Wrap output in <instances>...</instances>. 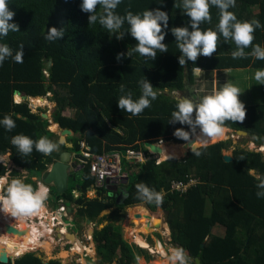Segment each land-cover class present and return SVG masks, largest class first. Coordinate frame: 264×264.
I'll use <instances>...</instances> for the list:
<instances>
[{
  "label": "trees",
  "instance_id": "obj_1",
  "mask_svg": "<svg viewBox=\"0 0 264 264\" xmlns=\"http://www.w3.org/2000/svg\"><path fill=\"white\" fill-rule=\"evenodd\" d=\"M6 2L14 11L11 19L18 24V31H9L0 38V43H7L12 54L23 46V57L19 63L13 61L11 56L0 62V118L7 114L15 122L11 130L6 131L0 126V155L9 150L12 162L29 172L30 177L23 180L33 188L37 186L33 177L38 178L40 172L48 168L57 157V152L52 150L44 154L33 147L31 153L21 154L10 143V138L23 133L33 140L45 136L52 141L56 134L48 128V118L40 112H33L27 99L13 101L14 93L24 96L51 93L50 98L56 102L52 112L54 122L79 134L74 138L73 148H69L74 153L80 151V140H85L93 153L114 149L124 151L129 146L143 147L145 141L163 139L185 142L172 133L177 127L187 130L188 126L168 122L178 102L174 92L184 88L185 77L192 85L204 89L200 94L205 95L214 89L215 70L218 83L224 71L230 68H264V59H256L249 54L251 44L244 49L245 55L233 58L231 53L235 44L231 39L223 42L219 33L216 50L212 54L198 55L195 61L185 60L179 64V49L167 29H162L166 32L163 42L167 51L157 50L154 59L132 53L131 56L121 55L117 60L116 54L131 48L135 43L134 38L126 34L117 40L114 34H107L98 24L88 25V13L80 10L79 0ZM179 3L180 0H120L115 11L123 15L126 11L135 14L147 8H161L168 13L169 27L181 26L187 23L188 18L178 7ZM228 10L238 20L257 19L260 22L261 27L253 31L252 43L264 47V0H235L234 6ZM101 11L97 6V12ZM218 12L214 5H210V19L201 21L200 29H214ZM49 26L62 27L63 35L58 40H46L45 33ZM126 27V24L122 26L124 29ZM49 60L52 61L50 66ZM197 67L198 75L195 73ZM144 77L157 93L156 98L136 115L119 109L116 100L123 94L119 91L120 85H124L125 92H130L132 98L136 99L140 95L137 81ZM68 107L75 111L65 116L62 112ZM244 107L245 117L242 121L225 120L223 126L232 133L246 131L247 135L241 137L243 142L264 143V98L259 104ZM212 142L189 149L180 158H160L165 160L159 163L149 159L133 166L124 160L128 169H138L136 173H128L129 180L119 184L114 191L106 182L97 186L95 197H89L86 193L95 182L90 162L87 161L73 174L67 190L56 194L54 203L57 205L60 198H64L67 204L76 202L75 217L91 219L96 223L93 239L96 252L102 257L101 263L140 264L138 259L144 254L143 248L127 241L117 222L125 216L127 206L143 203L150 211L160 208L167 212L166 221L172 241L186 250L187 257L191 258L187 264H195L196 257L202 264H264V195H255L256 177L264 176L263 154L234 143L232 137ZM168 143L156 144L151 149L162 152ZM60 147L67 148L64 143H60ZM144 148L147 152V148ZM224 150H231V160H224ZM7 171V165L0 164V177ZM19 174L18 170L12 168L9 181ZM190 177L197 181L186 192L168 190L172 179L188 181ZM75 179L78 181L75 182ZM141 182L161 194L159 204L142 200L136 195L135 185ZM73 189L81 194L74 197ZM208 202L210 209L207 214ZM106 209L109 211L104 212ZM216 223L225 227L224 236L211 232ZM0 251L11 255L3 243H0ZM0 264L62 262L58 258L43 261L35 252L29 251L14 261H0Z\"/></svg>",
  "mask_w": 264,
  "mask_h": 264
},
{
  "label": "clouds",
  "instance_id": "obj_2",
  "mask_svg": "<svg viewBox=\"0 0 264 264\" xmlns=\"http://www.w3.org/2000/svg\"><path fill=\"white\" fill-rule=\"evenodd\" d=\"M119 3L120 0H79L80 10L88 13L86 18L88 25L98 24L106 30L107 34L111 36L114 34L117 40L122 39L126 34L134 38L135 43L131 48H127L124 53L116 54L117 60L121 55L131 56L132 53L154 59L157 50L159 52L167 51L166 43L163 42L166 32L162 29H167L174 37L176 47L180 52V55L177 56L179 64H183L185 60L195 61L198 55L212 54L217 46V33L223 37V42L231 39L235 44L236 47L231 53L233 58L245 55L244 49L251 44L249 54L256 59H264V47L252 43L253 31L261 27L260 22L257 19L238 20L235 14L228 10L234 6L235 0H180L178 7L183 9V14L187 16L188 21L181 26L171 27L168 25V13L161 8H147L135 14L132 11H126L121 15L115 11ZM210 5H214L219 10L218 21L214 29L201 30L200 22L210 19ZM97 6L102 9L101 12H97ZM13 16L14 11L8 7L6 0H0V38L6 36L9 31H18V24L11 19ZM125 24L127 25L126 29L122 28ZM63 33L62 27L49 26L45 33V39L58 40ZM22 48L23 46L12 54L7 43H0V62L9 56L17 63L22 62ZM197 68L199 69V67ZM253 79L259 82L258 84H264V68L257 69L253 73ZM137 84L140 87L138 98L133 99L131 93L125 92L124 85L121 84L119 91L123 94L116 100V106L119 109L132 115L140 113L149 106L150 101L154 100L157 95L147 78L144 77L137 81ZM240 92L241 90L235 84L225 82L218 90L203 95L195 102L187 97L178 100L168 122L186 124L188 129L177 127L173 130V136L185 142L190 141L188 145L199 144L200 146H205L208 138L221 136L224 132L223 122L225 120L239 122L245 117L244 104L238 99ZM0 126H3L6 131L11 130L15 127V122L5 114L0 118ZM162 140L155 144L164 142ZM10 143L21 154L31 153L33 147L36 151L44 154L57 148V143L45 136L33 140L23 133L11 136ZM59 143H64L63 137L60 138ZM247 148L251 149L250 146ZM196 154L199 155V152ZM7 156H10V153L4 154V157ZM4 157H0V164L8 163ZM256 179L258 183L255 195L261 197L264 195V176H257ZM135 188L137 189L136 195L140 199L156 204L161 202V194L143 182L137 183ZM47 193L48 189L43 184L38 183L33 188L31 184L25 183L22 177H13L6 183L5 178L0 177V212L7 211L12 216L19 217L30 215L40 208ZM186 259L182 247L172 248L167 257V260L172 264H176V262L186 264Z\"/></svg>",
  "mask_w": 264,
  "mask_h": 264
},
{
  "label": "built area",
  "instance_id": "obj_3",
  "mask_svg": "<svg viewBox=\"0 0 264 264\" xmlns=\"http://www.w3.org/2000/svg\"><path fill=\"white\" fill-rule=\"evenodd\" d=\"M144 147L147 148V152ZM80 153L90 162V171L95 177L94 185L96 186H101L109 181L117 182L119 179L128 176L127 171L129 169L124 165V160L133 166L145 163L149 159H155L156 163L160 162V153L153 151L150 148V144L145 142L143 143V147L136 148L129 146L124 151L114 149L102 153H93L90 145L85 140H80ZM130 170H132V167ZM196 181L197 179L193 177H190L188 181L172 179L168 190L170 192L177 191L183 193ZM46 210L48 216L53 221L52 224L45 221L46 217L44 214H40L41 216L36 215L35 217L30 214L26 218L30 223L36 224L37 227L49 226L48 236L53 239L51 253H58L61 249L67 251V258L56 257L63 264H92L96 259V246L92 236L94 225L91 222L87 223L86 231L78 228L76 220L63 199H59L58 205L55 207H46ZM33 219L35 222H33ZM83 239L86 243L83 242ZM39 250H45L46 252L44 247L38 246L29 248L21 254L16 255V257L29 251L37 253Z\"/></svg>",
  "mask_w": 264,
  "mask_h": 264
},
{
  "label": "crops",
  "instance_id": "obj_4",
  "mask_svg": "<svg viewBox=\"0 0 264 264\" xmlns=\"http://www.w3.org/2000/svg\"><path fill=\"white\" fill-rule=\"evenodd\" d=\"M199 69L197 68L196 69V71H195V73H196V75H198V73H199V71H198ZM257 70V68H254V67H252V66H246V67H244V68H230V69H227V70H225L224 71V76L222 77V79H220V80H218V83L216 82V70L214 71V76H215V78H214V89L213 90H218L221 86H222V84L223 83H225V82H227V83H233V84H235L240 90H241V92L238 94V99L240 100V101H242L243 102V104L244 105H254V104H259V103H261L262 101H263V98H264V92H263V87H264V84H258L259 82H257V81H255V82H253L252 81V79H253V73L255 72ZM219 77V76H218ZM256 83V84H255ZM192 84L190 83V82H188V80L187 81H185V86H184V90H181V92L182 93H180V92H178V91H175L174 92V95H175V97L178 99V100H180V99H182V96H183V92L185 93L186 92V94H189L190 92H189V86H191ZM194 87H195V94L194 93H191V94H193L194 96L193 97H195L197 100L200 98V97H202L203 96V94H200L199 92H200V89L199 88H197L196 86V84L195 85H193ZM254 89H257V91H254ZM52 95H51V93H47V95H45V96H24V94H22V93H14L13 94V101H15V102H21V101H24V100H28L29 101V105H30V108H31V110L33 111V112H40V114L43 116V117H45V118H48V120H49V126H48V128L51 130V131H54L55 132V137H53V139H52V141L53 142H57V148L56 149H54V150H56V152H57V157L54 159V161L56 160V159H59V156H60V153H62L63 151H69L70 152V161H74L75 163H76V166L75 167H71L70 169H69V176H68V184H69V182H70V179L73 177V174L74 173H77V171H79L83 166H84V164H82V162L80 161V160H78V159H76L75 157H74V154L76 153H74L73 152V150H71V149H69V148H73V141L75 140L74 138L76 137V136H78L79 134L78 133H75L72 129H70L71 130V132H69V133H62V131H63V129L64 128H62L57 122H54V120H53V117H52V112L54 111V109L56 108V102L54 101V100H52L50 97H51ZM38 98L39 100H40V102L39 103H35L34 102V98ZM42 101H44L43 103H42ZM75 111V109L74 108H70V107H68V108H66L62 113L65 115V116H70L73 112ZM54 125H56V129H53V126ZM224 127H226V126H224ZM227 128V134H228V132H230V137H232L233 136V134L234 133H231V130L228 128V127H226ZM226 128H224V129H226ZM69 129V128H68ZM236 134H237V136L239 137H236V138H238L239 140H242V136H245L244 134H239V133H237V131H236ZM247 135V134H246ZM61 137H64V142H69V143H72V147H68V146H66L67 148H59V140H60V138ZM226 137V136H225ZM233 139V138H232ZM162 141H166V140H162ZM174 142V141H173ZM233 142L234 143H237V142H235L234 140H233ZM253 142V143H252ZM144 143V142H143ZM145 143H148V144H150V143H156V142H149V141H145ZM162 143V142H161ZM176 143H183V142H176ZM244 143H247L248 144V146L250 145V147H251V145L253 146V147H251V150H254V151H258V152H261L262 154H263V158H264V143H261V144H257V143H255L254 141H251V140H247V141H245ZM65 144V143H64ZM66 145V144H65ZM182 145V144H181ZM226 150H224L223 151V155L224 154H228V155H230L231 157H232V152H231V150H227V152L229 151L230 153H226L225 152ZM5 153H10L11 154V152L8 150L7 152H5ZM4 153V154H5ZM78 153H80V151L78 152ZM4 154H1L0 155V157H4ZM183 157V156H182ZM6 160H8V163H6V165H7V168H8V171L6 172V174H4L3 176H1V177H4L5 178V183L7 182V181H9V178H10V175H9V171L12 169V168H15L16 170H18L19 171V173H21V174H19V176L18 177H22L23 179H25V178H27V177H30L29 176V172L25 169V168H22V167H20V166H17V165H15L13 162H12V160L10 159V156H7V157H4ZM53 161V162H54ZM53 162H51L49 165H48V168L46 169V170H43V171H41L40 172V175H39V177L38 178H36V177H33V179L32 180H35V181H37V184L38 183H41V184H43L50 192H48V195H47V197H46V199L42 202V205H44L45 207H54L53 205L52 206H50L48 203H49V200L52 202V204L54 203V198L56 197V194L57 193H60L61 194V192H58L57 190H56V187L52 184V183H46V182H44L43 180H42V175H43V173L45 172V171H47L48 169H50V167H51V165H52V163ZM251 173H254V171L253 170H251L250 171ZM122 179H124V181H128L129 180V177L128 176H126V177H124V178H122ZM121 179V180H122ZM76 180L78 181V179H75V182H76ZM111 184H114V185H111ZM109 185H111V186H109ZM118 185V186H117ZM120 185H122V184H120ZM77 186V185H76ZM108 186L111 188V190H113L114 191V189H116L117 187H119V184H118V181L117 182H112V183H108ZM117 186V187H116ZM96 185H94V184H92L88 189H87V191H86V193L88 192V193H90V194H92V195H90L89 197H95L96 196ZM67 188H68V186H67ZM52 189V190H51ZM67 190V189H66ZM65 190V191H66ZM64 191V192H65ZM63 193V192H62ZM72 193H73V195H74V197H78L80 194H81V192L79 191V190H77V189H73L72 190ZM87 196H88V194H87ZM60 199H64V198H60ZM66 203V202H65ZM58 205V204H57ZM66 205H67V207H68V209L70 210V212H71V214H72V216L74 217V219L76 220V223L78 224V222H77V218L75 217V211H76V202H72V203H69V204H67L66 203ZM141 205H144V206H146L145 204H143V203H140V204H134V205H129V206H127V207H129V208H131V207H138V206H141ZM143 206V207H144ZM126 207V208H127ZM147 207V206H146ZM45 213H46V210L45 209H43V207H40ZM146 209H148V208H146ZM209 209H210V203L208 202V204H207V206H206V213L208 214V212H209ZM107 210V212L109 211L108 209H106ZM150 211V210H149ZM164 211V210H163ZM136 212H138V211H135V216L134 217H138V213H136ZM165 212V211H164ZM165 215H167V212H165ZM127 216H129V215H127ZM15 219V218H14ZM85 220V222H86V224L87 223H89V222H91L94 226H95V224L96 223H94L91 219H84ZM166 220V219H165ZM15 221H16V219H15ZM133 223H136V222H133ZM166 223H167V221H166ZM163 225H164V223H163ZM78 228H81V225L80 224H78ZM165 228H167V230H166V232H167V234H168V241L170 240V241H172V237H171V230H170V228H169V225H168V223L166 224V226H164ZM1 231H2V229H1ZM94 231V229H92V232ZM211 232L213 233V234H216V235H218V236H224V234H225V227L222 225V224H220V223H216V224H214L213 226H212V228H211ZM170 234V235H169ZM39 243H41V242H38V243H36V244H39ZM36 244H34V245H36ZM42 244V243H41ZM176 244V243H175ZM142 247V246H141ZM176 247H177V245H176ZM143 248V247H142ZM168 249H169V251L171 250L170 249V247H168ZM36 253V252H35ZM186 253H187V251L185 250V256H186V261L188 262L189 261V259H191V258H188L187 257V255H186ZM17 254V253H16ZM45 254V253H44ZM64 254V253H63ZM15 255V254H14ZM13 255V256H14ZM36 255H38L43 261H48V260H50V259H52V258H50V259H43L42 257H41V255L40 254H38V253H36ZM169 255V254H168ZM143 259V261H141L142 259ZM146 258H144V254L143 255H141L140 257H139V263L140 264H143L142 262H145L146 260H145ZM145 263H147V262H145ZM63 264V263H62Z\"/></svg>",
  "mask_w": 264,
  "mask_h": 264
},
{
  "label": "bare ground",
  "instance_id": "obj_5",
  "mask_svg": "<svg viewBox=\"0 0 264 264\" xmlns=\"http://www.w3.org/2000/svg\"><path fill=\"white\" fill-rule=\"evenodd\" d=\"M34 102L39 103L40 100L36 97L34 98ZM53 129H56V125L53 126ZM226 133L227 131L226 129H224L223 134H225V136H226ZM222 137L224 136H220V138ZM217 138L218 137L208 138L207 143L214 141ZM252 145L251 147H253ZM182 149H183V144L181 145L180 143L170 142L166 145V150L164 152H160V155H161L160 158H165V157H168L169 155H177L178 153L183 151ZM162 154L165 155V157H163ZM165 159H160V162ZM40 207H43V209H45L43 205H41ZM135 211H138L136 213H138V217L140 219V222L137 224L138 226H140V228L137 230L143 231L146 233V228L148 229L149 226H153V225H150V223L152 224V222L156 221V219L153 218L148 212V210L143 206H138L132 209V212L134 214H135ZM40 214L41 215L44 214L46 218L50 219V217L48 216L47 210L45 213L41 208L33 212L31 215L35 217V215H40ZM14 218L16 219V221ZM33 222H35L34 219H33ZM4 225H7L8 227H5ZM163 226H166V225L164 224ZM48 229H49L48 226L37 227L36 224L30 223L28 219L26 218V216L24 217L12 216L7 211L0 212V243H3L5 245L6 251L11 255L24 252L27 249H29V247L33 246L34 244L38 242H41L43 245L48 246L49 245L47 241V238H49ZM52 240L53 239H51V241ZM133 240L136 241L137 244H139L140 246L144 248H150L154 252L161 253L162 256H167L166 250L164 249V247L159 241H157V244L155 247L151 248L148 242L143 237H141L139 234H137ZM157 263L161 264V262H158V261L154 262V264H157Z\"/></svg>",
  "mask_w": 264,
  "mask_h": 264
},
{
  "label": "rangeland",
  "instance_id": "obj_6",
  "mask_svg": "<svg viewBox=\"0 0 264 264\" xmlns=\"http://www.w3.org/2000/svg\"><path fill=\"white\" fill-rule=\"evenodd\" d=\"M196 71V70H195ZM252 81L253 82H255L256 80H254V79H252ZM256 84V83H255ZM182 90H184V89H182ZM203 91H205L204 89H200V92L199 93H201V92H203ZM254 91H257V89H254ZM178 92H180V93H182L181 91H178ZM44 101H42V103H43ZM226 131H227V128H226ZM198 132V131H197ZM231 133H232V131H231ZM230 132H228V134L226 133V137H225V134H222L221 136H224V137H222V138H220V136L216 139V140H214V141H217V140H220V139H226V138H228V137H230ZM236 137H238L237 136V134H236V132L233 134V136H232V138H233V140L235 141V142H238L240 145H243L244 147H247L248 146V144L247 143H244L243 141H241V140H239L238 138H236ZM165 142H167V141H165ZM168 142H173V141H168ZM212 142V141H211ZM55 143H57V142H55ZM160 144V143H159ZM182 144V143H181ZM250 146V145H249ZM163 150H162V152H164L165 150H166V146L165 147H163L162 148ZM183 151L182 152H180V153H178L177 155H169L167 158H169V157H177V158H180V157H182L183 156V154H184V148L182 149ZM226 153H230L229 151L227 152V150L225 151ZM162 156L163 157H165V155H163L162 154ZM159 157H161V155H159ZM138 169L136 168V167H132V170H130V168H129V171H127L128 173H130V174H134V173H136V171H137ZM22 173V172H21ZM20 173V174H21ZM110 183H112L111 181H109ZM126 181H124V179H119V181H118V184H124ZM111 185H114V184H111ZM111 185H109V186H111ZM117 187V186H116ZM87 194H88V196H90V195H92V194H90V193H88L87 192ZM92 197V196H91ZM50 206H56V204L55 203H53L52 204V202L49 200V203H48ZM42 205V204H41ZM44 206V205H43ZM141 206H144V205H141ZM45 207V206H44ZM145 208H147L146 206H144ZM48 208H52V207H48ZM135 207H131V208H129V207H127V208H125L124 209V211H125V216L124 217H122V218H120L119 220H118V224H120V226H121V230H122V233H123V237L127 240V241H129L130 243H134V244H136V245H138V247L140 246L139 244H137V242L136 241H134L133 239L135 238V236L137 235V234H139L141 237H143L147 242H148V244L150 245V247L152 248V247H155L156 246V244H157V241H159L161 244H162V246L164 247V249L166 250V252H167V256H162L161 255V253H159V252H154V251H152L150 248H144L143 247V253H144V255H145V257L144 258H146L145 260V262H147V263H145V262H142L143 264H154V262L155 261H158V262H161V264H164V263H166V264H172V262H170V261H168L167 260V257H168V254H170V251H169V249H168V247H170V249H172V248H174V247H176V245L177 244H175L173 241H168V234H167V232H166V230H167V228H165L164 226H163V223L166 225L167 223H166V215H165V212L162 210V209H160V208H157L155 211H149V209H147L148 210V212H150L151 214V216L153 217V218H155L156 219V221H153L152 222V224L150 223V225H153V226H149L148 227V229L146 228V233L145 232H143V231H138L137 229H139L140 228V226H138L137 224L140 222V219L139 218H136V217H134V213L132 212V209H134ZM45 210H46V207H45ZM104 212H107V210H105ZM134 214V215H133ZM127 215H129V216H127ZM133 215V216H132ZM36 216V215H35ZM77 220H78V223L81 225V228L84 230V231H86L87 230V224H86V222H85V220L84 219H80V217L79 218H77ZM45 221H48L50 224H52L53 223V221H52V219L50 218V219H48V218H45ZM94 222V221H93ZM133 222H136V223H133ZM95 223V222H94ZM102 225V224H101ZM101 225H99V227L101 226ZM5 227H8L7 225H4ZM49 227V226H48ZM96 227V224H95V226H94V228ZM170 235V234H169ZM157 239V240H156ZM83 242H85V240L83 239ZM52 243H53V240H52V242L50 243V245L49 246H45V245H43V244H41V243H39V244H36V245H33V246H31V247H29V248H34V247H38V246H42V247H44L45 249H46V252H45V250H42V251H37V253L38 254H40L41 255V257L43 258V259H50V258H56V257H62L63 259H65V258H67V255H68V253H67V251H65V250H63V249H61L58 253H51V249H52ZM86 243V242H85ZM164 244V245H163ZM141 247V246H140ZM42 253V254H41ZM45 253V254H44ZM63 253H65V254H63ZM14 254V253H13ZM163 257V258H162ZM100 258H102L100 255H98V254H96V259H95V261H94V264H106L105 262H102L101 263V260H100ZM142 259V258H141ZM141 261H143V259L141 260ZM112 264H116V263H112ZM158 264V263H157ZM176 264H178V262H176ZM186 264H187V261H186Z\"/></svg>",
  "mask_w": 264,
  "mask_h": 264
},
{
  "label": "water",
  "instance_id": "obj_7",
  "mask_svg": "<svg viewBox=\"0 0 264 264\" xmlns=\"http://www.w3.org/2000/svg\"><path fill=\"white\" fill-rule=\"evenodd\" d=\"M52 63L51 60L48 61V66H50ZM185 81H187V77L184 78ZM185 86V85H184ZM189 94H186V92H183V96L182 98H190L192 99L194 102L197 100L195 97H193L194 95L191 93L195 94V87L193 85L189 86ZM69 133L71 132L70 129L68 128H64L62 133ZM237 133L239 134H244L246 135L247 132L244 130H237ZM191 139V138H190ZM64 140V137H63ZM219 141V140H217ZM215 141V142H217ZM190 142V141H189ZM189 142H183V148H184V154L183 156H185L188 152L189 149L193 150L198 148L200 145L199 144H192V145H188ZM66 144V146L68 147H72V143L69 142H64ZM214 143V142H212ZM207 144H211V143H206ZM156 144L154 143H150V148H152V146H155ZM155 151V150H154ZM157 153H160L159 151H155ZM70 152L69 151H63L62 153H60L59 159H56L50 169H48L47 171H45L42 175V180L46 183H52L55 187L56 190L58 192H64L67 189L68 186V176H69V169L71 167H75L76 163L74 161H70ZM74 157L78 160H80L82 162V164L87 162V159L81 154V153H75ZM224 160H231V156L228 154H224L223 155ZM138 215V214H137ZM72 236V235H70ZM203 245V244H202ZM16 258V256L13 255H8L5 252L0 251V261L2 262H7L9 260L14 261ZM194 263L195 264H202L199 257H196L194 259Z\"/></svg>",
  "mask_w": 264,
  "mask_h": 264
},
{
  "label": "flooded vegetation",
  "instance_id": "obj_8",
  "mask_svg": "<svg viewBox=\"0 0 264 264\" xmlns=\"http://www.w3.org/2000/svg\"><path fill=\"white\" fill-rule=\"evenodd\" d=\"M77 153H78V152H77ZM47 241H48L49 245H50V243L52 242L50 238H47ZM49 245H48V246H49ZM96 254H97V253H96Z\"/></svg>",
  "mask_w": 264,
  "mask_h": 264
}]
</instances>
